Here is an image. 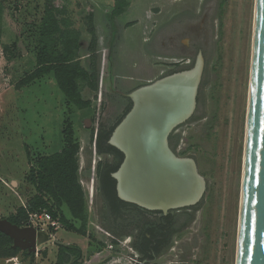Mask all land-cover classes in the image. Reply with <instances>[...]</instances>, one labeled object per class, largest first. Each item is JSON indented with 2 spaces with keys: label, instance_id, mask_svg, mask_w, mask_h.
<instances>
[{
  "label": "rangeland",
  "instance_id": "374dc122",
  "mask_svg": "<svg viewBox=\"0 0 264 264\" xmlns=\"http://www.w3.org/2000/svg\"><path fill=\"white\" fill-rule=\"evenodd\" d=\"M254 1L198 0V35L203 37L207 30L212 50L205 59L194 117L178 124L170 137L176 139L177 147L175 152L172 150L175 156L192 160L203 179L199 205L167 213L126 208L128 220L111 233L102 217L96 169L90 170L92 158L103 159L95 151V135L91 132L102 116L103 97L99 92H90L88 81L77 79V88L89 106L76 107L63 96L52 71L17 86L36 67L46 4H56V16L64 29L80 34L84 0H0V204L12 210L9 195L17 197V182L22 183L17 192L32 197L22 182L27 176L25 169L36 158L61 149L65 121L69 120L72 138L79 144L78 154L84 155L88 170L79 177L87 213L79 264H137L136 260L145 264H235ZM53 43L54 50L60 48L58 38ZM86 61L82 60L83 69L87 68ZM137 185L141 186L138 181ZM66 213L69 215L67 209ZM168 213L174 218L168 241L159 255L150 260L140 258L134 247L141 240L137 225H160L165 223L161 216ZM36 216L32 218L34 226L49 238L39 240L36 251L20 248L17 255L6 258L7 262L1 259L0 264H54L57 243L65 238L77 239L58 221ZM74 223L79 227L78 220ZM28 252L32 256L25 255Z\"/></svg>",
  "mask_w": 264,
  "mask_h": 264
},
{
  "label": "crops",
  "instance_id": "0c3cea01",
  "mask_svg": "<svg viewBox=\"0 0 264 264\" xmlns=\"http://www.w3.org/2000/svg\"><path fill=\"white\" fill-rule=\"evenodd\" d=\"M83 3L85 9L79 18L81 33L76 52L79 65L83 59L87 60L84 70L89 72L92 68L97 76V88H90V92H99L104 99V110L96 126L106 129L126 115L125 121L136 124L151 121L156 128L191 119L197 109L205 59L213 42L208 41L207 30L203 37L198 35L201 18L198 0H84ZM209 26L211 35L212 24ZM98 155L103 156L98 161L112 158L109 154ZM83 157L78 154V177L88 173ZM98 161L92 158L91 171ZM28 169L29 165L25 169L27 173ZM22 182L33 195V186L27 180ZM21 184L17 182L15 187L17 197L6 192L14 207L9 211L0 204L2 217L7 219L18 207L27 206L29 199L24 196L25 192H17ZM64 206L60 207L62 213L77 227ZM7 212L9 214H4ZM64 229L74 232L77 239L65 238L63 243L77 245L82 250L83 235ZM134 247L139 257L146 258V253L152 258L155 256L147 250L139 252V244ZM1 259L7 262L6 258Z\"/></svg>",
  "mask_w": 264,
  "mask_h": 264
},
{
  "label": "trees",
  "instance_id": "16d2710c",
  "mask_svg": "<svg viewBox=\"0 0 264 264\" xmlns=\"http://www.w3.org/2000/svg\"><path fill=\"white\" fill-rule=\"evenodd\" d=\"M57 6L53 2L46 4L39 29V44L37 50L36 67L24 79L18 83V87L28 84L42 75L53 72L56 84L69 103L78 108H87L89 101L85 100L77 88V79L88 81L91 89L97 88V76L94 69L87 72L75 57H77L78 33L70 29H64L61 19L57 18ZM60 41V48L53 49L56 39ZM199 104V91L197 93V107ZM194 117L192 115L191 119ZM118 119L108 128L98 125L94 131V148L97 154L111 155V160L98 161L96 163V178L98 193L103 204L102 217L108 223L109 231L125 225L128 220L126 208H134L138 211H149L136 204L124 201L117 196L116 180L112 174L118 169L123 160V153L108 143ZM72 126L69 120L65 121L63 129V147L60 151L48 155H42L29 164L26 180L33 186L35 193L29 198L27 206H20L15 213L7 218L11 223L20 227L28 223V214L45 209L51 219L58 221L64 228L84 235L87 221L86 195L79 183L78 177V152L79 144L72 138ZM176 143V139H173ZM200 201L192 207H197ZM65 205L71 217L80 222L79 227L70 223L62 213L61 206ZM162 220L165 222L163 223ZM174 221L168 213L161 216L162 224L137 225L138 236L141 238L139 252L147 250L157 254L168 241V236L173 230L170 224ZM114 242L116 240H113ZM20 248L13 246L12 238L0 232V258L13 257L18 254ZM32 256V254L25 253ZM148 259L151 255L144 254ZM82 252L77 245L57 243L54 264H79ZM140 258H143L140 257Z\"/></svg>",
  "mask_w": 264,
  "mask_h": 264
},
{
  "label": "water",
  "instance_id": "95a60500",
  "mask_svg": "<svg viewBox=\"0 0 264 264\" xmlns=\"http://www.w3.org/2000/svg\"><path fill=\"white\" fill-rule=\"evenodd\" d=\"M130 113V112H129ZM128 115H126L127 118ZM123 118L113 129L109 136L108 143L116 147L123 153V160L118 169L112 174L116 180L117 196L127 202L149 211H161L167 213L174 209L193 206L200 201L203 193V179L196 177L199 184L202 183V191L192 203L177 205L176 207H166L161 209L149 207L135 199H125L121 197L118 189V180L115 177L127 159L128 147L121 144V147L113 142V136L119 125L125 122ZM184 120V119H183ZM182 119L175 121L166 128H157L158 141L164 151H166L176 161H181L179 157L170 150L168 146V134L172 129L183 122ZM109 143V144H110ZM128 145V144H126ZM167 154V155H168ZM190 161V162H188ZM189 165L188 171L196 176L194 162L192 160L182 161ZM135 180L142 178L140 170L135 172ZM138 174V175H137ZM192 183V182H191ZM0 232L8 234L13 240V246L34 252L38 233L31 226L20 227L11 223L6 218L0 219ZM235 264H264V0L254 1L253 14V34L251 43V62L249 73V87L247 99V114L245 124V140L243 149V167L241 178V193L239 201V218L237 230V248Z\"/></svg>",
  "mask_w": 264,
  "mask_h": 264
},
{
  "label": "bare ground",
  "instance_id": "6f19581e",
  "mask_svg": "<svg viewBox=\"0 0 264 264\" xmlns=\"http://www.w3.org/2000/svg\"><path fill=\"white\" fill-rule=\"evenodd\" d=\"M156 129L151 121L136 124L127 120L116 129L113 142L128 147L127 159L115 174L119 193L125 199L133 198L161 209L192 203L202 191V183L198 186L196 180L197 176L201 180V176L197 172L191 176L189 168L182 163L187 159L179 157L181 161H176L163 150ZM137 170L143 175L141 178L137 174L140 187L134 179Z\"/></svg>",
  "mask_w": 264,
  "mask_h": 264
},
{
  "label": "built area",
  "instance_id": "2783aa9c",
  "mask_svg": "<svg viewBox=\"0 0 264 264\" xmlns=\"http://www.w3.org/2000/svg\"><path fill=\"white\" fill-rule=\"evenodd\" d=\"M36 215H39L40 217H46L47 219H49V221L52 222L53 219H51V217L48 215V213L46 211H38V213L36 214V212L34 213H29L28 214V223L25 225H31L33 226L37 233H38V236H37V240H36V246H37V242L40 240H47L49 238V235L47 233H44L41 229H38L36 226H34L33 224V217H37ZM54 223V222H53ZM51 235V233H50ZM36 249V248H35ZM36 251V250H35ZM136 263H137V260H136ZM139 264H141V262H139Z\"/></svg>",
  "mask_w": 264,
  "mask_h": 264
},
{
  "label": "flooded vegetation",
  "instance_id": "af4514ba",
  "mask_svg": "<svg viewBox=\"0 0 264 264\" xmlns=\"http://www.w3.org/2000/svg\"><path fill=\"white\" fill-rule=\"evenodd\" d=\"M173 132H174V130H173ZM173 133L171 132V135H172ZM168 144H169V146H170V148H171V150H173L174 152H175V146H176V143H174L173 142V139H172V137H168ZM174 147V148H173ZM138 234V233H137ZM145 261H146V259H145ZM139 262H141V261H139V260H137V264H139ZM141 264H145L144 263V261H143V263H141Z\"/></svg>",
  "mask_w": 264,
  "mask_h": 264
}]
</instances>
